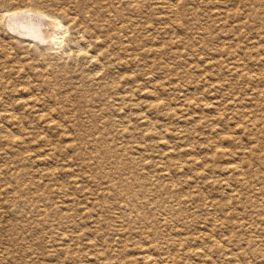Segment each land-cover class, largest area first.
Here are the masks:
<instances>
[{
  "label": "rangeland",
  "instance_id": "374dc122",
  "mask_svg": "<svg viewBox=\"0 0 264 264\" xmlns=\"http://www.w3.org/2000/svg\"><path fill=\"white\" fill-rule=\"evenodd\" d=\"M26 42L0 26V264H264V0H116L109 99L87 40Z\"/></svg>",
  "mask_w": 264,
  "mask_h": 264
},
{
  "label": "bare ground",
  "instance_id": "6f19581e",
  "mask_svg": "<svg viewBox=\"0 0 264 264\" xmlns=\"http://www.w3.org/2000/svg\"><path fill=\"white\" fill-rule=\"evenodd\" d=\"M17 1L19 0H15V2ZM28 2L30 3L28 5L14 6L13 4H10L9 8L1 9L0 26H5L11 32L17 34L18 37L27 39V46H34L37 49H40L38 47L39 44H44V46L47 47V50H53V47H60L63 43L67 45L66 47L70 48V46L72 47V44H77L78 46L81 44V42H83V40H87L88 46H91L94 50V55H90L87 50L80 49L79 53L72 55L71 58L75 61L81 57L83 61H85V63L97 65L96 72L93 75V78L99 80L97 86L103 87V89L101 92L98 90L92 95L85 96L82 94L78 97L82 98L85 96L88 101H92V99L96 98L102 99V97H104V99H109L112 88H116V0H29ZM66 35H68L67 38L65 37ZM82 45L80 47H82ZM66 62L68 61L66 60ZM27 65L25 64L24 66ZM65 79H67V73L63 74V80ZM80 105L79 109H81ZM39 106L43 107L42 104H39ZM43 109H45V107H43ZM59 109L60 108H57L56 110L52 109L51 107L48 108L49 111L53 112L58 111ZM12 116H14V114H12ZM200 198L201 200H203L201 196ZM235 253L236 252H234V254ZM148 258L149 256L145 257L144 262L150 264L151 261Z\"/></svg>",
  "mask_w": 264,
  "mask_h": 264
}]
</instances>
